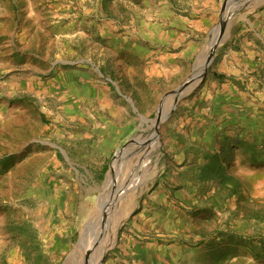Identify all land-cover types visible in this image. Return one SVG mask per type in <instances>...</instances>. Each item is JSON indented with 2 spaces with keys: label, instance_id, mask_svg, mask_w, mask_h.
Returning a JSON list of instances; mask_svg holds the SVG:
<instances>
[{
  "label": "rangeland",
  "instance_id": "1",
  "mask_svg": "<svg viewBox=\"0 0 264 264\" xmlns=\"http://www.w3.org/2000/svg\"><path fill=\"white\" fill-rule=\"evenodd\" d=\"M30 1L43 13L17 30L0 16V264H67L109 198L101 264H151L140 247L152 264H264V69L246 71L264 58V0ZM231 51L254 104L216 83ZM127 150L122 179L150 158L142 178L105 189ZM208 164L234 182L202 179Z\"/></svg>",
  "mask_w": 264,
  "mask_h": 264
},
{
  "label": "bare ground",
  "instance_id": "2",
  "mask_svg": "<svg viewBox=\"0 0 264 264\" xmlns=\"http://www.w3.org/2000/svg\"><path fill=\"white\" fill-rule=\"evenodd\" d=\"M233 5V4H232ZM231 8V7H230ZM223 27V23L219 25L215 31L212 34L211 40L208 44V50H205L203 55L199 58L198 63L195 67V72L192 76V81L190 83L192 85H196L201 80L202 76L204 75L205 69H206V61L208 59L209 54L211 53L212 49L214 48L216 42L218 41V38L221 33V29ZM217 40V41H216ZM190 84V85H191ZM158 126L160 123V118L157 121ZM155 136H153L151 139H155ZM144 142V141H143ZM149 144V142H148ZM156 144H158V141H156ZM154 149V148H153ZM152 149V150H153ZM155 149H157V146H155ZM133 151H126L125 153H122L117 159L116 165L113 167L110 176L108 177L106 187L110 186V183H118L120 187L122 186L123 190L130 189L131 187H134L139 180L142 178L144 170L143 168L145 165L148 166L147 163L150 162V158L146 159V157L141 158V161L134 167L132 178L128 179L127 181L123 180L122 176L125 169L123 170L122 164H120L123 161H126L128 157H132ZM129 161V160H128ZM128 163V162H127ZM130 164V162H129ZM130 167V165H129ZM123 170V171H122ZM129 170V169H128ZM148 170V169H146ZM129 172V171H128ZM132 172V171H130ZM146 173V172H145ZM121 176V177H120ZM113 190H116L115 188ZM121 192V191H120ZM121 195V194H120ZM119 193L117 196H120ZM109 198V197H108ZM117 198V197H116ZM105 202L104 204H107V209H105L99 216L95 217L92 222L90 223V226L87 227V233L86 236L82 239L81 243L79 244L78 249L76 250L75 254L70 256L67 264H80V262H83L82 264H101V260L105 254V252L115 244V236H116V230H117V220L116 218H113L112 216V210H111V200ZM113 203V202H112ZM103 204V205H104ZM117 214V213H116ZM97 233V234H96ZM118 233V232H117ZM86 249V258L85 260L81 261L79 259L81 255V249ZM76 255V257H74Z\"/></svg>",
  "mask_w": 264,
  "mask_h": 264
},
{
  "label": "crops",
  "instance_id": "3",
  "mask_svg": "<svg viewBox=\"0 0 264 264\" xmlns=\"http://www.w3.org/2000/svg\"><path fill=\"white\" fill-rule=\"evenodd\" d=\"M43 1H45V0H43ZM42 13H43V10L36 9L35 7H33L30 0H0V16L4 17L3 22H7V23L10 22L12 25H14L15 26L14 30H17V28H18V22L20 21L19 17H23V15L40 17V15ZM185 25L186 24L183 25L185 30H188ZM176 37H174V38L176 39ZM242 54L243 53H238L235 51L226 52L223 60L221 61V63L217 67V70L216 69L213 70V76L216 77V83H219L222 81L219 78L220 76L222 78H225L226 80L231 79L233 81L232 82L233 85H231L232 86L231 87V93L233 95H235L236 98H240V97L244 98L245 103L251 102V104H254V97H252L251 90L249 87L250 83L253 80H251V79L247 80L246 88L245 89L242 88L243 85L245 84V80L242 77V74H244L243 69L245 67L244 66L245 63L244 62L241 63ZM251 57H252L251 60L247 64V65H249L246 68L247 72H249V73L250 72H257L260 69H264V58L261 61H259L258 63H256L255 62V59H256L255 56L252 55ZM237 60H238V63H237ZM235 63H237V64H235ZM0 69H1V66H0ZM250 96H251V98H250ZM140 251H141L142 255L144 254L142 256V259L144 257L143 261L146 258H148L152 264V259L154 257L153 253H155L154 249H144L143 247H140V249L138 250L139 254H140ZM139 254L135 255V257H136L135 259L137 261H139L141 259L140 258L141 256ZM155 256H156V259H158V255L156 254ZM144 263L145 262H143V264ZM136 264H138V263H136ZM146 264H148V262Z\"/></svg>",
  "mask_w": 264,
  "mask_h": 264
},
{
  "label": "trees",
  "instance_id": "4",
  "mask_svg": "<svg viewBox=\"0 0 264 264\" xmlns=\"http://www.w3.org/2000/svg\"><path fill=\"white\" fill-rule=\"evenodd\" d=\"M219 78L221 79L222 77L220 76ZM214 158H217V160H219L218 156H215ZM202 177V179L204 180L207 178H218L223 184L234 182V178L232 176L227 175L226 169L223 168L221 164H219L218 166L216 164H208L206 166V169L204 170V176Z\"/></svg>",
  "mask_w": 264,
  "mask_h": 264
},
{
  "label": "water",
  "instance_id": "5",
  "mask_svg": "<svg viewBox=\"0 0 264 264\" xmlns=\"http://www.w3.org/2000/svg\"><path fill=\"white\" fill-rule=\"evenodd\" d=\"M220 42H221V39H220V36H219L218 41L216 42L214 48L212 49L211 53H210L209 56H208V59H207V61H206V63H205L206 66L209 65V64L211 63V61H212V59H213V57H214V55H215L216 48H217V46L219 45ZM188 83H189V82L183 83L182 86H180V87L175 91V95H176V97H177L178 95H181V94L184 92L185 88L188 86Z\"/></svg>",
  "mask_w": 264,
  "mask_h": 264
}]
</instances>
